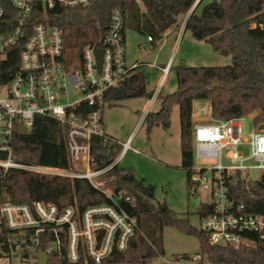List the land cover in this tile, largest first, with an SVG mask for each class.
Masks as SVG:
<instances>
[{
	"label": "built area",
	"instance_id": "built-area-1",
	"mask_svg": "<svg viewBox=\"0 0 264 264\" xmlns=\"http://www.w3.org/2000/svg\"><path fill=\"white\" fill-rule=\"evenodd\" d=\"M90 0H0V167L5 171L18 168L27 171L84 178L114 201L113 204L94 205L82 214L75 206L61 209L57 204L43 200L32 203L13 202L0 198V224L10 232L0 243V264L4 258H21L23 263L36 261L42 247L41 237L47 240L48 256L62 255L61 235L68 237L67 262L101 264L114 251H125L137 229V220L117 205L110 188L105 187L103 175L117 161L103 168H95L91 153L94 138L107 135L103 126V109L108 94L121 87L131 70L141 65L126 61L124 12L116 8L111 15L101 46H84L79 67L68 66L63 31L38 15L61 7H84ZM47 18V17H46ZM264 27V23L261 24ZM151 41L152 37H148ZM103 49L101 70H98L95 49ZM17 50V65L9 60ZM151 66L156 67L151 64ZM162 78L152 99L158 96L171 68L172 61L159 65ZM147 109L143 118L150 111ZM50 117L66 127V144L70 167L61 169L36 164H23L12 157L15 130L29 131L36 116ZM250 119L252 129L247 136L242 126ZM194 157L214 159L211 167H194L190 176L192 189L203 186L211 192L213 210L201 217V230L213 245H253L246 233L264 240V214L247 212L244 203H237L229 192L227 179L243 171L257 169L264 172V129L254 124L252 116L197 121L193 128ZM247 145L245 155L240 146ZM130 144L124 143V150ZM227 152V153H226ZM230 164H224L223 160ZM121 158V157H120ZM119 158V159H120ZM86 167L74 170V163ZM250 162V163H248ZM211 176H208V171ZM79 215L76 220L75 216ZM148 264H211L201 254L194 258L185 255L159 254Z\"/></svg>",
	"mask_w": 264,
	"mask_h": 264
},
{
	"label": "trees",
	"instance_id": "trees-1",
	"mask_svg": "<svg viewBox=\"0 0 264 264\" xmlns=\"http://www.w3.org/2000/svg\"><path fill=\"white\" fill-rule=\"evenodd\" d=\"M90 0L84 7H61L38 20L48 21L64 34L66 48L82 49L86 45L101 46L111 22L112 12H124L126 29L152 37L151 42L164 37L166 29H177L185 22L196 40L209 42L214 51L230 55L227 66L177 65V89L160 98V107L150 110L144 121L148 132L154 127L169 129L173 107H179L181 165L190 176L194 166L193 102L208 100L211 116L225 120L253 115L256 126L264 125V0ZM193 9V10H192ZM184 16V17H183ZM47 17V18H46ZM9 66L17 65V50ZM144 62H141L143 65ZM140 65V66H141ZM140 66L133 68L124 84L110 92L108 98L117 102L131 96L139 89L146 91L147 80ZM153 92H149L151 98ZM121 151L113 152L109 138H94L91 153L92 165L103 168L110 165ZM4 155H0V157ZM12 157L23 164L68 169L70 167L66 127L50 117L36 116L29 131L18 128L12 140ZM105 187L110 188L117 205L137 220V229L125 251H114L101 264H148L162 249L163 230L172 226L184 234L195 235L199 240L200 254L211 264H264V240L256 234L246 233L253 245H213L206 233L193 227L188 216H177L166 203L156 204L155 187L138 179L132 168H123L117 162L103 175ZM229 192L237 203H244L250 213L264 214V172L257 180H246L240 173L227 179ZM6 193L13 202L32 203L43 200L57 204L61 209L75 206L82 214L94 205L113 204L111 197L94 188L84 178L27 171L18 168L4 170L0 167V198ZM209 203H203L197 213L200 218L212 212ZM10 232L0 224V243ZM41 237L42 247L47 240ZM62 255L49 254L50 264H71L63 255L67 252L68 237L64 233ZM185 255V254H183ZM189 256V255H185ZM32 261L30 264H33ZM76 264H84L83 261Z\"/></svg>",
	"mask_w": 264,
	"mask_h": 264
},
{
	"label": "rangeland",
	"instance_id": "rangeland-1",
	"mask_svg": "<svg viewBox=\"0 0 264 264\" xmlns=\"http://www.w3.org/2000/svg\"><path fill=\"white\" fill-rule=\"evenodd\" d=\"M174 39V36L163 37L156 39L153 43L148 40L146 35L130 28L126 29V61L128 65L136 60L144 62L139 70L145 73L146 91L141 96H130L117 102L108 99L103 109V126L114 153L118 151L119 144H123L127 140L130 144L117 161L119 165L123 168H132L138 179L155 187L153 201L156 204L166 203L177 216H188L190 224L200 229L201 218L197 211L203 203L211 202V192L203 186L199 187L196 192L188 187L187 171L181 165L179 107L177 105L173 107L171 126L167 130L162 127H154L148 132L143 116L149 108L151 100L148 93L153 92L154 95L160 86L162 71L159 69V65L167 63L168 60L172 61V68L167 80L159 90V98L150 110L159 109L161 96L177 89L175 66H227L232 63V59L230 55L214 51L209 42L194 39L189 31L182 35L178 43L174 44ZM81 54V49L67 50L65 56L68 66L79 67ZM209 111L208 100L195 101L196 116H208ZM250 116L253 117L251 114ZM242 126L245 136H247L252 129L250 119H244ZM240 149L245 155L249 154L247 145L240 146ZM223 162L224 164L231 163L226 160V157ZM216 163L217 161L214 159L194 157V167H211ZM73 167L74 170L80 172L86 170V167L78 162L74 163ZM207 173L210 177L211 171L209 170ZM262 173L261 170L250 169L243 171L242 175L249 180H257ZM2 198L8 199L9 196L2 193ZM75 219L78 220L79 215H76ZM162 249L168 257L185 254L194 258L201 252L199 240L195 235L184 234L172 226H166L163 230ZM1 263L21 264L23 260L21 258L13 260L4 258Z\"/></svg>",
	"mask_w": 264,
	"mask_h": 264
},
{
	"label": "crops",
	"instance_id": "crops-1",
	"mask_svg": "<svg viewBox=\"0 0 264 264\" xmlns=\"http://www.w3.org/2000/svg\"><path fill=\"white\" fill-rule=\"evenodd\" d=\"M186 33V31H185V22H183L181 25H180V27H178L177 29H171V28H169V29H166L165 31H164V38H167V37H171V36H174L175 37V39H174V44H176V43H178V40L182 37V35H184ZM137 61H139V60H136L135 62H137ZM134 62V63H135ZM133 64V63H132ZM162 65H164V64H162ZM166 80H167V78H166ZM166 80H165V82H166ZM165 82H164V84H165ZM160 95V94H159ZM159 95L155 98V99H152V100H150V103H149V106L152 108L153 106H154V104L156 103V101H157V99L159 98ZM152 98V97H151ZM150 98V99H151ZM196 101V100H195ZM195 101L193 102V120L195 121V122H197V121H204V120H206L207 118H208V116H201V115H198V116H196L195 115V112H194V103H195ZM208 103H209V107H210V110H211V103H210V101H208ZM129 139V138H128ZM128 141V140H127ZM127 141H125V142H127ZM125 142H123V144H120L121 145V151H120V153H119V155L116 157V161L117 160H119V158L124 154V152H125V150H124V143ZM114 160V161H115Z\"/></svg>",
	"mask_w": 264,
	"mask_h": 264
},
{
	"label": "water",
	"instance_id": "water-1",
	"mask_svg": "<svg viewBox=\"0 0 264 264\" xmlns=\"http://www.w3.org/2000/svg\"><path fill=\"white\" fill-rule=\"evenodd\" d=\"M199 2V0L196 1L195 5ZM193 10V9H192ZM95 55L97 59V66L98 70H101L102 65V57H103V49L102 48H96L95 49ZM143 94V90L139 89L131 94L132 97L141 96ZM264 129V125L261 127ZM33 264H49V256L47 252L44 250L43 247H40L37 254V259Z\"/></svg>",
	"mask_w": 264,
	"mask_h": 264
}]
</instances>
